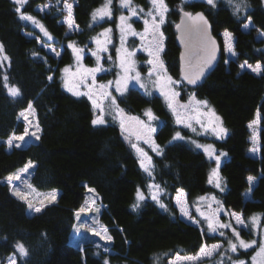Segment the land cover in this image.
<instances>
[{"label":"trees","instance_id":"obj_1","mask_svg":"<svg viewBox=\"0 0 264 264\" xmlns=\"http://www.w3.org/2000/svg\"><path fill=\"white\" fill-rule=\"evenodd\" d=\"M45 1L27 0L17 12L13 0H0V264H7L10 256H15L16 264H169L175 254L195 253L204 243L221 241L226 247L224 236L211 234L202 224H192L178 215L172 201L178 189L191 201L197 196L216 195L226 209L238 211L244 218L264 215V68L255 74L239 67L244 61L264 60L263 0H244L242 10L235 15L233 6L224 0L214 5L193 0L180 6L191 12L203 10L221 43L215 68L192 89L210 103L226 129L224 137L209 139L225 155L220 164L223 190L209 183L212 163L206 155L172 138L176 127L158 96L130 89L118 98L125 114L139 115L149 106L164 120L155 134L160 153H151L152 178L139 165L129 144L131 138L114 124H92L94 111L90 102L64 89L61 70L71 60L69 45L85 44L107 23L91 25L90 21L91 12L103 0H76L73 16L81 31L73 34H66L64 23L59 21L64 0H50L52 5L44 13L34 9ZM165 2L175 23L179 15L175 5L180 0ZM21 15L34 17L40 28L21 19ZM248 18L252 27L245 30L242 25ZM172 26L165 28L164 57L177 75L179 48ZM222 30L234 38L235 60H226ZM26 32L34 35L27 36ZM39 41L61 46V56L48 53ZM109 75L113 76L114 70ZM11 87L19 89L17 96L10 95ZM26 109L33 112L38 139L10 146L7 141L12 135L24 131L20 114ZM255 118L260 126L259 157L248 153L251 144L247 124ZM29 161V184L40 191H57L56 200L46 203L39 213L15 196L7 182L8 175ZM248 176H254L256 183L250 196L245 197ZM149 184L159 185V202L146 198L133 208L137 190L146 193ZM89 190H94L102 205L99 219L112 237L106 243L107 251L92 244L80 248L70 241L75 211ZM161 203L166 207H160ZM239 231L242 237L257 243L239 249L232 257L249 262L258 238L254 232ZM225 235L232 237L229 230ZM17 244L25 247L26 256L19 255Z\"/></svg>","mask_w":264,"mask_h":264},{"label":"rangeland","instance_id":"obj_2","mask_svg":"<svg viewBox=\"0 0 264 264\" xmlns=\"http://www.w3.org/2000/svg\"><path fill=\"white\" fill-rule=\"evenodd\" d=\"M15 3V0H13ZM193 0H180L179 5L176 4L175 8L177 9L178 6L184 7L185 4L192 2ZM201 1V0H198ZM207 3V0H204ZM225 2L228 3V0H224ZM264 1V0H263ZM27 2V0H24L22 4H17V8H22L24 4ZM218 2V0H214V4ZM236 2H240V0H236ZM65 3L72 4L74 7L76 0H64L62 3V12L63 16L59 20L60 22L64 23L65 28H66V34H73V33H78L81 31V28L79 25H77L74 21V29L70 30L68 27V24L65 22L66 17L68 16L67 9L65 8ZM106 3V0H103V3L96 8L93 9L90 15V21L91 25L93 24H100L107 22L102 28H100L98 31L94 32L93 35L90 37V39L87 40V42L83 45H76L72 43L71 45V60L70 63L66 66H64L61 70V81L64 89L72 94L73 96L76 97H85L91 104L93 111H94V118L99 114L98 109H94L92 100L89 99L88 95H74L73 91H69V87H72L75 85V90L79 91L81 93H88L91 89L93 93V98L97 99L98 102L101 103V106L104 109V119L107 124H114L116 125L120 130V118L123 117L125 119V124L131 123L133 127L139 126L137 124V121H129L128 118L131 117H138L140 121H143L145 125H151L152 128L155 129V132L151 133V140L149 143H146L144 139L137 140L135 135H129L128 132H123L125 135H127L130 139L129 144L132 150L134 151L135 155L137 156L139 165H140V160H141V154L136 151L131 145L132 144H137V146L145 153H147L148 157H151V153H157L152 150V146L158 145L159 144L155 140V134L159 127L164 123V120L158 116L156 111L147 106L144 107L141 110V113L139 115H132V114H125V111L123 107L118 103V98H121L124 96L130 89H136L140 91L141 93L146 94L147 96H158L164 105V108L166 112L168 113L172 124L176 127L175 132L173 133L174 135L172 138L176 135L177 132L180 133V136L183 139H175V141H182L186 144H188L190 147H193V149L200 150L202 151L206 157L211 161V167L209 169V174H208V179H210V176H212V182L211 184L215 186L216 183V176L212 175V170L217 169V164L215 161V157L219 156L220 157V164L223 161V158L225 155H221V153L216 149L214 144L209 141V139H220L226 135V131L222 133L220 136L215 135L211 131V127L209 125H215L217 129L223 128L225 129L219 115L216 113L215 109L210 105V103L203 99L200 98L196 95L194 89H192L193 86L186 84L184 81H182L178 73L177 75L172 74L171 72L168 71V68L165 67L166 61L164 59V54L167 48V33H166V26L168 24L173 25V21L170 18V12L171 8L170 6L165 2V5L167 6V12L164 13V23L160 25L159 27V32L163 33V38H159V33L156 34L154 37L152 34V19L151 16L148 15V12L152 9V4L151 0H145L144 4L137 3L135 0H131V7L136 10V15L132 16L131 12L129 11L128 8L121 7V2L120 0H112V3L110 5L111 9V16H106L102 20L98 18L97 22H93L92 19V14L95 10L102 8ZM208 4V3H207ZM213 4V5H214ZM52 2L50 0H46L45 2L41 4H37L34 6L35 10H38L40 13L47 12L49 8L51 7ZM73 7H72V14H73ZM143 9V11H141ZM153 14L156 15V13L153 11ZM22 16V15H21ZM125 16L129 17L127 23L131 25V30H126L123 34V41H122V33H121V21L120 17ZM25 20V19H24ZM74 20V16H73ZM148 20V32H145V23L144 21ZM30 23H33L32 21L27 20ZM113 22V23H112ZM159 22V16L157 15V23ZM38 28L40 26L38 23H34ZM249 24L250 26L248 28H245L244 25ZM252 27L251 21L249 18L247 21L242 25V28L245 30H248ZM106 29H110V31L106 32ZM173 29V27H172ZM135 32L136 35H133L132 32ZM174 31V30H173ZM229 33V36H226L225 33ZM175 33V32H174ZM27 36H33L34 34L32 32H26L25 33ZM46 38L51 40V37L49 35H45ZM264 36V35H263ZM143 37V39H142ZM220 37L222 39V49L225 54L226 60H235L236 59V53L234 50V38L230 32L227 30H222L220 32ZM157 40H159L160 44L162 45L161 51L159 52V58L160 60L163 61L164 68L167 70L166 73H161V75H167L171 76L174 81H178L179 83L171 85L170 87L173 88L175 91L179 92L180 95L177 97V100L180 104L183 105H188L189 107L187 109H178L180 112V115L182 119L184 120V123H177L176 122V116L170 110L167 106V101L164 98V95L162 94L161 90L159 87L156 86L154 82L157 81V76L155 73L150 77L149 76V70L152 68V65L148 64L147 62L150 59H153V57H150L148 54V49L152 47ZM97 41L100 42V45L106 49V51H98V44ZM226 41L231 44V51H229L226 48ZM42 46H44L45 50L48 53H51L53 56L59 58L62 53V47H56L53 44H44L43 42L39 41ZM74 49H80L82 51L79 52V60L77 59V53L74 51ZM120 50L119 53L117 50ZM111 51H113V56H111ZM125 52H131L133 55L129 57L130 61L133 62V67L134 71L130 73L131 75H135L136 72L140 73V82H136L135 80L129 81L127 88L124 89L122 92H117L116 89V81L117 79H121V83L123 84V76L125 75L123 70L120 67V58L125 55ZM93 53H97L100 56L99 60V66L103 69V71L96 72L95 75V86H93V81L92 77L89 76L88 79L84 83L76 84V81L79 79V73H81L85 69H93L98 66L97 62V56L93 55ZM235 53V55H233ZM259 63L262 66V69L264 68V60L263 61H257L255 63H248L246 61L241 62L239 64L240 70H247L255 74H259L260 72H253L251 68L248 67V65H251L252 67H255L256 64ZM241 65H245L243 68H241ZM68 69L67 72L64 71V69ZM114 70V75L110 76V72ZM77 74V75H73ZM106 76V77H105ZM112 82L111 85H109V82ZM66 83L68 86H66ZM143 83L147 86V90L145 88L140 87V84ZM104 85L105 88L101 89L99 86ZM168 89L166 88L165 91ZM104 92H110L111 97L115 98V105L113 106L111 104V98L108 99H100V93ZM9 92V91H8ZM193 98V99H190ZM197 101H206V105H201L197 104ZM122 109L123 112H119L118 110ZM148 110H151V113L155 119H150L147 115L146 112ZM199 114V120L200 123L197 122V119L195 118ZM217 117L219 119H217ZM20 119L24 122V131L21 134H13L12 139H13V144L15 145H25L29 143L30 141L36 140L38 137V126L35 123V117L33 116V112L31 109H26L20 114ZM201 123H203L206 127H201ZM186 124H191V127H187ZM248 129L250 131V148L248 149V153L254 157H259L260 156V140H259V132H260V126H259V119L255 118L252 121H250L248 124ZM27 129L28 135H25V130ZM32 133H35V136L32 135ZM19 136H24V140H17L15 137ZM8 142V141H7ZM12 144V145H13ZM202 145V146H212V151L214 152L213 157H209L203 147H196V145ZM256 149L255 152H253V149ZM159 149H161L159 147ZM220 164L219 168L217 169L218 177L220 179V185L222 187V182L223 178L220 172ZM25 168V167H24ZM24 168L12 173L13 175H16L19 177V179H13L11 183L7 180L9 183V186L11 188V191L13 194L17 197L20 198V196L16 195V192L21 193L25 199L24 200L28 206L29 204L32 205L31 210L35 211L36 207H41V203L43 202V205L46 203H49L48 200L46 199L48 196H50L53 191H55V195L57 198V191L56 190H48V191H40L37 190L36 188L32 187L29 182H28V172L29 168L27 171H24ZM143 169V168H142ZM9 176V175H8ZM248 177H253V182L250 185L249 184V189L255 185L256 183V178L254 176H248ZM249 182V181H248ZM216 187V186H215ZM220 187V188H221ZM249 189L244 192L245 197H249ZM140 191V190H139ZM156 191V189H147V192H142L140 191L145 200L147 199H152L151 194L152 192ZM138 192V190H137ZM137 192H136V200H137ZM159 191L157 192L158 195ZM55 198V200H56ZM199 198H204V199H199ZM214 198V199H213ZM55 200L51 201L54 202ZM95 201L94 204H92V201ZM216 197V195L213 194H207L203 196H197L193 201L187 199L186 194L184 191H181L180 189L176 190V192L172 196V201L174 205L176 206L178 210V215L195 225L202 224L204 228L211 234H218L220 236H224L226 240L233 241L234 243L237 242L234 238L232 228L236 227V231L239 232V229H243L245 231H251L254 232L257 235L258 238V245L256 246L250 261L247 262L243 259L239 260H234L232 257V254L235 252H231L229 248V243H227V246L225 247L221 241H214L211 243H204L202 246H207L208 249L211 248L212 245H221L220 248H218L215 252H213L212 256L210 257H204L201 256L199 260L195 261H186V260H177V257H194L197 256V254L200 253V249L192 254H175L173 257L169 259L168 262H173V264H220L222 261V264H230L229 256L231 257V262H239V261H244L245 264H253L252 258L254 256H257V253L259 251V245L262 241H264V215H252L248 218H244V216L233 209H226L222 203L219 201ZM86 204L91 205L90 210L86 211L85 213H82L80 217L78 218L76 216V213L79 211V209L82 206H85ZM102 205L99 203V200L97 199L96 195L92 191H88L87 195L82 202V204L79 206L78 209L75 211V225L73 227L72 233L70 235V241L73 245L79 246L80 248H83L85 244H92L93 246L96 247H101L102 249H107L106 248V243L108 240L106 238L102 237H107L109 236L107 232L105 231V227L101 224L100 219H99V214L101 211ZM184 208L186 211L189 212V216H184L180 209ZM98 209V211H97ZM215 214L216 219L219 220L220 223L222 224H231V227L229 228H220L216 232H210L207 228V222L205 221L204 217L206 216H213ZM232 214H237L240 215L242 220H243V225H237L235 222V218ZM190 217V218H189ZM256 217L257 218V223L254 226L251 218ZM193 221H196L195 223ZM84 224L85 228L80 229V231H77L76 229L79 227L80 224ZM92 228L93 231H89L88 229ZM225 230H229L232 233L231 238H227L225 235ZM99 232L100 235H96V233ZM221 232H223V235H221ZM240 239L250 242L255 239L248 240L244 237L241 236L240 234ZM256 241V240H255ZM255 245V244H254ZM252 245V246H254ZM240 248L239 246L237 247V251ZM244 249V248H243ZM236 251V252H237ZM221 253H226L224 255H221ZM227 255V256H226ZM13 257V256H10ZM9 257V258H10ZM216 257V258H215ZM9 258L7 260V264H9ZM255 264H264V261L261 260L260 257L257 256V260Z\"/></svg>","mask_w":264,"mask_h":264},{"label":"snow or ice","instance_id":"obj_3","mask_svg":"<svg viewBox=\"0 0 264 264\" xmlns=\"http://www.w3.org/2000/svg\"><path fill=\"white\" fill-rule=\"evenodd\" d=\"M24 2V0H15V3L17 4H22ZM121 2V7H125L128 8L129 11L131 12L132 16H135L136 10L133 9L131 7V0H120ZM112 3V0H106V3L104 6H102V8L97 9L93 12L92 14V19L93 22H97L98 18L100 20H102L104 17L106 16H111V9H110V5ZM207 3L209 5H213L214 4V0H207ZM228 3L230 5L233 6L234 8V15L235 14H239V12L242 10L243 6H244V0H240V2H236V0H228ZM151 4H152V9L148 12V15L151 16L152 19V34L155 37L157 33H159V38L162 39L163 38V33L159 32V27L161 24L164 23V13L167 12V6L164 3V0H151ZM72 4H68L65 3V8L67 9L68 12V16L65 19V22L68 24V27L70 30L74 29V20H73V14H72ZM17 12H20L21 9L20 8H16ZM141 11H143V9H141ZM153 11L156 13V15L153 14ZM157 15L159 16V22L157 23ZM21 19H25V20H29L32 21L33 23H36V20L34 17L30 16V15H22L20 17ZM129 17H125V16H121L120 17V21H121V33H122V41H123V34L126 30H131V25L127 23ZM250 20V18H249ZM146 27H145V32H148V24L149 21L145 20L144 21ZM250 25L249 24H245L244 27L248 28ZM42 27V25H41ZM177 29H179L181 31V41L182 43L185 44V48H186V52L182 54L181 56V60H182V73H183V79L187 81L188 84L190 85H195L197 83L198 80H200V78L205 74V70L212 64V61L215 59V52H216V46H215V41L212 39V37L209 35L208 32V22L207 20L204 18L202 13H196L195 16H193L191 13H184L183 17H182V21L181 24L176 25ZM106 32L110 31V29H106ZM47 35V33H45ZM133 35H136V33L133 31L132 32ZM226 36H229V33H225ZM195 37V42H193V38ZM143 39V37H142ZM98 44V51H106L105 48H103L100 45V42L97 41ZM70 47L72 46L71 44L69 45ZM2 45H0V50H2ZM162 45L160 44L159 40H157V42L148 49V54L150 57H153V59H150L147 63L152 65V68H150L149 70V76L151 77L153 75V73L156 74L157 76V81L154 82L156 84L157 87L160 88L162 94L164 95L165 100L167 101V106L170 110H172V112L174 113V115L176 116V122L179 123H184V120L182 119L180 112L178 111V109H187L189 106L188 105H183L180 104L177 100V97L180 95L179 92L175 91L173 88H171V85L177 84L179 83L178 81H174L172 79L171 76H167V75H161V73H166V69L164 68L163 65V61L160 60L159 58V52L161 51ZM226 48L231 51V44H229L226 41ZM74 51L77 53V59L79 60V52L82 51L80 49H74ZM119 53V49L117 50ZM93 55L97 56V62H98V66L96 68L93 69H85L83 70L81 73H79V79L76 81V84H80V83H84L89 76L92 77V81H93V86H95V73L96 72H100L103 71V69L99 66V60H100V56L97 53H93ZM133 55V53L131 52H125V55L122 56L120 58L121 62H120V67L124 72V76H123V84L121 83V79H117L116 81V91L117 92H122L124 89L127 88V85L129 83V81L135 80L136 82H140V73L136 72L135 75H131L130 73H132L134 71V67H133V62L130 61L129 57H131ZM233 55H235V53H233ZM245 65H241V68H243ZM249 68L252 69L253 72H260L262 70V66L261 64L257 63L255 67H252L251 65H248ZM65 72L68 71V69H64ZM74 76L77 74H73ZM49 79H51V77H49ZM7 80V77H5V81ZM112 82H109V85H111ZM7 86V85H5ZM66 86L67 83H66ZM101 89L105 88L104 85H100L99 86ZM140 87L145 88L147 90V86L143 83L140 84ZM168 89L167 91H165V89ZM10 95L12 96H17L19 94V89L15 88V87H11L8 89ZM69 91H73L74 95H88L89 99L92 100L93 103V107L94 109H98L99 110V114L96 116V118H94L92 120V124L94 126L96 125H104L106 123L105 119H104V109L101 106V103L98 102L97 99L93 98V93L90 89V91L88 93H81L79 91L75 90V85L72 87H69ZM111 98V104L114 106L115 105V98L111 97V93L110 92H104L102 91L100 93V99H108ZM193 99V98H190ZM206 101H197V104H201V105H206ZM29 107H31V104H29ZM119 112H123L122 109L118 110ZM146 115L150 118V119H155V117H153L151 110H148L146 112ZM197 119V122L200 123L199 120V114H197V116L195 117ZM217 119H219L217 117ZM129 121H137V124L139 126L137 127H133V125L131 123L125 124V119L123 117L120 118V128L122 133L123 132H128L129 135H135L137 140H141L144 139L146 143H149L151 140V133L155 132V129L151 127V125H145L143 123V121H140L138 117H131L128 118ZM187 127H191V124H186ZM211 127V131L217 135L220 136L222 133H224L226 131V129L223 128H219L217 129V127L215 125H209ZM201 127H206L203 123H201ZM25 135H28V131L27 129L25 130ZM33 136H35V133H32ZM15 139L17 140H24V136H19V137H15ZM38 139V137H37ZM173 139H183L180 136V133L177 132L176 135L173 137ZM8 144L11 146L13 144V139L10 138L8 140ZM17 147H19L20 145H16ZM134 149H136V151L138 153L141 154V160H140V166L141 168H143L145 170L146 173H148L149 177L152 178V169L154 168V165L151 163V157L147 156V153H145L143 151V149L139 148L137 146V144H132L131 145ZM196 147L200 148L203 147L205 153L211 158L214 155V152L211 150L212 146L208 145V146H202V145H196ZM152 150L157 152V154L160 153V149L158 145H154L152 146ZM255 148L252 150L253 152H255ZM221 155H224V153H221ZM215 161L217 164V169L219 168V164H220V157L216 156L215 157ZM32 162L29 161V163L27 165H25L24 171H27V169L29 167H31ZM217 169H213L212 170V175H215L216 178V183L215 186L217 188H220V179L218 177V173H217ZM13 179H19L18 176L10 174L7 177V180L9 181V183L12 182ZM253 177H248V181L249 184L251 185L253 182ZM212 182V176H210L209 179V183ZM148 187L150 189H156V191L152 192L151 194V198L157 202H159V196L157 195V192L160 191L159 185H155V184H149ZM221 190H223L221 188ZM90 191H94V190H90ZM182 191V190H181ZM251 192V188L249 189V193ZM16 195L20 196L21 199H25V197L19 193L16 192ZM56 195H55V191H53V193L48 196L46 199L48 200V202H51L53 200H55ZM144 199L143 194L138 190L137 192V203L133 205V208H136L139 206V202L141 200ZM199 199H204V198H199ZM214 199V198H213ZM95 201H92V204H94ZM43 202L41 203V207H36L35 208V212L39 213L42 210L43 207ZM160 207L165 208L166 206L164 204H160ZM29 208H32V205L29 204ZM91 205L86 204L85 206H82L79 211L76 213V216L79 218L80 215L82 213H85L86 211L90 210ZM98 211V209H97ZM181 213L184 216H189V212L186 211L184 208L180 209ZM235 218V222L237 225H243V220L241 218L240 215L237 214H232ZM190 218V217H189ZM205 221L207 222V228L210 232H216L218 231L220 228H229L231 227V224H222L219 222L218 219H216L215 214L213 216H206L204 217ZM251 221L253 223V225L255 226L257 223V218L256 217H252ZM194 223L196 221H193ZM85 228V225L82 223L79 225V227L76 229L77 231H80V229ZM89 231H93L92 228L88 229ZM106 231V229H105ZM232 232L234 235V238L237 242H233V241H229V248L231 250V252H236L237 251V247L239 246L240 248H250L252 247V245L256 244L257 241L253 240L250 242H246L242 239H240V234L239 232L236 231L235 228H232ZM96 235H100L99 232L96 233ZM221 235H223V232H221ZM102 238H106L107 240H111L112 237L111 236H107V237H102ZM221 245L217 244V245H212L210 249H208V247L202 246L200 249V253L197 254V256H190V257H177V260H186V261H195V260H199L201 258V256L204 257H210L212 256L213 252H215L218 248H220ZM16 249L19 253V255L21 257H24L27 255V250L25 249V247L22 244H17L16 245ZM105 251H107V249H105ZM226 253H221V255H224ZM257 256L261 258L262 261H264V241H262L259 245V251L257 253ZM257 256H254L252 258L253 260V264H255L256 260H257ZM229 260H230V264H245L244 261H239V262H231V257L229 256ZM9 264H16V259L15 256L10 257L9 258ZM105 264H108V261H105ZM169 264H173V262H169ZM220 264H222V261L220 262Z\"/></svg>","mask_w":264,"mask_h":264},{"label":"water","instance_id":"obj_4","mask_svg":"<svg viewBox=\"0 0 264 264\" xmlns=\"http://www.w3.org/2000/svg\"><path fill=\"white\" fill-rule=\"evenodd\" d=\"M177 10H178V18L176 20V22L173 24V30L175 32V41H176V44H177V47L179 48V53H178V76L179 78L184 81L186 84L187 81L183 79V73H182V60H181V56L183 53L186 52V48H185V44L182 43L181 41V31L179 29H177L176 25H179L181 24V21H182V17H183V14L184 13H191L193 16L196 15V13H202L204 18L207 20L208 22V32H209V35L212 37V39L215 41V46H216V52H215V59L212 61V64L205 70V74L200 78V80L197 81V83L195 85H191V86H197L199 84L202 83V81L204 80V78L215 68L219 58H220V54H221V43L217 37V35L214 34L213 32V28H212V24L208 18V16L206 15V13L199 9V10H196L194 12H191L187 9H183L181 8L180 6L177 7ZM193 42H195V37L193 38ZM190 85V84H188ZM125 138V141L128 142L129 139L126 138V137H123Z\"/></svg>","mask_w":264,"mask_h":264},{"label":"flooded vegetation","instance_id":"obj_5","mask_svg":"<svg viewBox=\"0 0 264 264\" xmlns=\"http://www.w3.org/2000/svg\"><path fill=\"white\" fill-rule=\"evenodd\" d=\"M182 8V7H181ZM184 9V8H183ZM178 11V10H177ZM189 11H191V10H189ZM164 59H165V61H166V65H165V67L166 68H168V71L169 72H171L172 73V71H171V69H170V65H169V63H168V61L166 60V58L164 57ZM173 74V73H172Z\"/></svg>","mask_w":264,"mask_h":264}]
</instances>
